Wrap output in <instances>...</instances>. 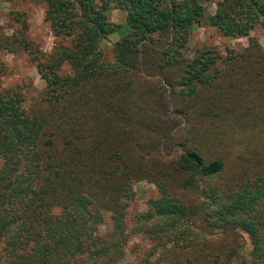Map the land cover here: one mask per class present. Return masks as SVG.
I'll return each instance as SVG.
<instances>
[{"label": "trees", "instance_id": "obj_1", "mask_svg": "<svg viewBox=\"0 0 264 264\" xmlns=\"http://www.w3.org/2000/svg\"><path fill=\"white\" fill-rule=\"evenodd\" d=\"M32 1L44 5L57 41L50 54L30 56L45 84L32 104L0 83V264H264V173L232 186L223 162L195 149L152 171L143 155L153 151L127 147L116 128L144 111L124 95L137 73L180 72L184 96L244 61L264 78L257 44L245 54L212 46L186 55L194 27L233 39L264 31V0H217L212 14L211 0ZM112 8L126 13L130 30L107 59L101 43L119 29ZM8 40L0 47L14 48ZM144 179L158 196L130 213L133 184ZM243 235L248 262L239 256ZM133 237L147 248L127 261Z\"/></svg>", "mask_w": 264, "mask_h": 264}, {"label": "rangeland", "instance_id": "obj_2", "mask_svg": "<svg viewBox=\"0 0 264 264\" xmlns=\"http://www.w3.org/2000/svg\"><path fill=\"white\" fill-rule=\"evenodd\" d=\"M216 1L205 2L211 14ZM109 16L119 29L101 43L107 59H111L113 45L130 30L125 12L112 8ZM0 38L14 42V48L0 47L1 86L22 91L30 105L45 86L30 56L50 54L57 41L44 22V5L32 0H0ZM255 44L264 49V31L233 39L223 37L212 27H194L186 55L192 57L194 51L212 46L224 56L227 49L233 50V54H245L249 49L254 51ZM233 70L222 67L221 77L213 85L199 87L192 96L182 95L181 87L175 84L180 72L167 71L152 78L142 72L133 75L125 84L124 95L129 105L134 106V98L144 111L134 117L135 121L125 120L116 127L124 132L127 147L153 151L143 155V163L152 171L166 167L176 155L195 149L206 159L221 160L225 169L223 180L232 186L263 174L264 78L245 61ZM165 78L173 85H167ZM133 191L135 207L130 213L145 211L147 201L158 196L155 185L146 179L134 182ZM196 195L195 189L185 192L190 200ZM240 241L239 256L248 262L251 259L249 238L243 235ZM143 248H147L144 240L131 238L126 260L136 257L138 260ZM232 264L241 263L234 260Z\"/></svg>", "mask_w": 264, "mask_h": 264}]
</instances>
